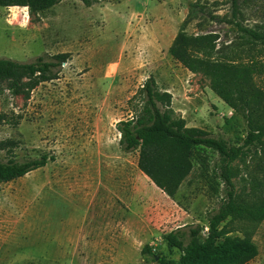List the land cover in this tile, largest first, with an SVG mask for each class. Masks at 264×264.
<instances>
[{"label":"rangeland","instance_id":"rangeland-1","mask_svg":"<svg viewBox=\"0 0 264 264\" xmlns=\"http://www.w3.org/2000/svg\"><path fill=\"white\" fill-rule=\"evenodd\" d=\"M195 1L104 0L88 7L63 0L37 15L27 7L0 6L1 57L30 62L69 54L58 78L29 94L0 93V158L54 157L0 183V264H160L143 254L145 245L156 256L179 259L165 235L197 224L207 229L225 195L217 152L196 147L190 175L170 197L138 168L137 151H121L116 128L133 115L129 99L154 76L172 93L173 107L188 126L243 143L247 122L212 91L211 78L169 54L182 26L189 34L235 36L225 23L205 21L203 29L197 19L185 23ZM217 7L220 15L229 11L227 4ZM257 82L264 89V76ZM262 149L264 138L234 163L237 191H249L251 176L263 180L264 164L251 157ZM220 227V242L255 247L245 264H264V221L229 218Z\"/></svg>","mask_w":264,"mask_h":264},{"label":"trees","instance_id":"trees-1","mask_svg":"<svg viewBox=\"0 0 264 264\" xmlns=\"http://www.w3.org/2000/svg\"><path fill=\"white\" fill-rule=\"evenodd\" d=\"M61 1L0 0V6L27 7L32 15H37ZM81 1L89 7L104 0ZM222 4L229 6L224 15L216 13L218 7L215 8ZM194 19L200 28L205 21L225 23L232 27L235 36L231 40L220 39L215 30L189 34L182 26L169 47V54L189 71H201L211 78L212 91L247 122L243 143L229 144L206 129L188 126L173 107L172 93L162 89L155 77L150 76L129 99L132 117L116 123L121 134L119 146L124 153L137 151L138 168L170 197L177 194L190 175L194 149L204 146L216 151L225 195L219 208L208 217L207 229L197 224L165 235L169 246L180 251L179 259H156L150 245H145L142 252L160 264H245L256 255L251 242L219 239L220 226L229 218L264 221V177L258 182L251 176L249 191L244 190L245 193L237 191L234 181L239 174L234 163L245 159L250 147L264 138V89L257 82L264 76V52L254 51L258 46L264 47V0H225L212 4L197 0L190 4L185 23ZM68 59V53L41 55L30 62L0 56V93L8 90L12 94H29L40 83L58 78ZM251 157L264 164V149L259 156ZM53 159L47 154L23 160L0 158V183L23 177Z\"/></svg>","mask_w":264,"mask_h":264},{"label":"crops","instance_id":"crops-1","mask_svg":"<svg viewBox=\"0 0 264 264\" xmlns=\"http://www.w3.org/2000/svg\"><path fill=\"white\" fill-rule=\"evenodd\" d=\"M219 98V97H218ZM220 100H222V99H220ZM223 101V100H222ZM224 102V101H223ZM225 103V102H224ZM226 104V103H225ZM230 108V107H229ZM231 109V108H230ZM231 110H233V109H231Z\"/></svg>","mask_w":264,"mask_h":264},{"label":"water","instance_id":"water-1","mask_svg":"<svg viewBox=\"0 0 264 264\" xmlns=\"http://www.w3.org/2000/svg\"><path fill=\"white\" fill-rule=\"evenodd\" d=\"M156 259H159V256H156Z\"/></svg>","mask_w":264,"mask_h":264}]
</instances>
